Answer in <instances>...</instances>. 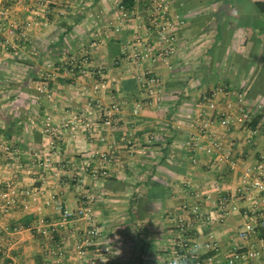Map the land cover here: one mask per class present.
Here are the masks:
<instances>
[{"label":"crops","instance_id":"crops-1","mask_svg":"<svg viewBox=\"0 0 264 264\" xmlns=\"http://www.w3.org/2000/svg\"><path fill=\"white\" fill-rule=\"evenodd\" d=\"M154 1L0 0L14 27L0 35V182L16 189L8 211L0 189V264H169L184 238L200 264H228L236 245L238 264H264V193L243 183L264 161V11L255 0H167L178 18L169 63L123 58L136 37L156 39ZM144 72L160 79L161 100ZM242 106L255 130L237 120ZM200 113L221 150L196 146L208 143L197 138ZM85 205L99 237L79 257L91 223L62 211ZM194 206L205 217L194 220Z\"/></svg>","mask_w":264,"mask_h":264},{"label":"built area","instance_id":"built-area-1","mask_svg":"<svg viewBox=\"0 0 264 264\" xmlns=\"http://www.w3.org/2000/svg\"><path fill=\"white\" fill-rule=\"evenodd\" d=\"M17 3H24L26 0H14ZM157 15H153V19L155 21V29H156V39L154 41L144 40L140 37H136L134 41L131 43L130 48L124 47L122 50L123 58L131 59L133 61L139 62L143 57H152L160 60L164 63H169V58L174 55L178 49V39L177 35L173 33L175 26L178 25V18L177 17H170L169 16V3L167 0H155L154 1ZM6 11L0 8V35L2 32L8 29V32L13 34L14 27H6L4 25ZM11 45V42H9ZM139 80L142 83V86L145 87L149 94L152 95L156 101H159L163 98V89L160 83V79L151 72H144L138 76ZM238 97V102L243 103L244 96L242 93L236 94ZM208 106L210 109H215L216 105L214 101H209ZM113 108L117 109V106H113ZM138 109L136 108L135 111ZM112 112V111H111ZM108 112V116L111 113ZM200 119H198V139L204 137L207 139L208 136V143L201 144L200 140H196V146L200 149L205 150L207 153L216 152L222 149V145L218 137L211 136L208 134V129L211 124V119L209 117L203 116L202 113L199 115ZM220 118L222 124L225 128L230 129L235 119L233 116L229 114L227 111L220 112ZM251 119L250 109L247 107L242 106L240 115L238 116L237 120L241 121H249ZM108 120V119H107ZM74 127H71L73 131ZM59 126L52 125L48 120L45 123L44 131L47 135L53 136L56 135L58 132ZM52 143L54 141L51 140ZM44 168H50L51 162L49 158L42 160L40 163ZM256 174L253 173L252 170H247L244 175V184L249 182L254 189L259 192L264 193V161L261 160L255 167ZM8 189V192L3 195L5 199L4 210L8 211V205L12 203L11 193L15 194L16 189L12 187L10 183L3 184L0 182V189L5 187ZM36 199V197H33ZM220 205L222 210H226V205L229 200V193H223L220 197ZM61 208V207H60ZM62 210V209H61ZM192 214L194 215V220H200L205 217V214L200 211L198 206H194L192 208ZM62 215L65 219H70L73 217H84L87 219L91 224L90 227L86 228L82 233L77 245H76V252L79 257H82L86 254L88 248L95 244L97 238L99 237V229L97 227L96 219L92 214V209L89 205L81 206L77 210L67 211L63 210ZM209 218V217H208ZM180 222L185 221L184 217L179 218ZM253 225L251 223L246 224V227L238 233V238L245 240L249 238L250 234L253 232ZM184 230L188 232V227H184ZM179 247L178 255L180 257L179 261L181 263L175 262L173 259L169 262V264H185L182 261H194V256H189L187 253V245L188 242L186 239H182L181 241H176L175 243ZM264 249V248H263ZM260 251H256L253 253L254 256H257ZM242 258V250L240 245H236L233 250L230 251L228 264H238V262ZM5 264H12L11 261H7ZM195 264H200V262L196 259Z\"/></svg>","mask_w":264,"mask_h":264},{"label":"trees","instance_id":"trees-1","mask_svg":"<svg viewBox=\"0 0 264 264\" xmlns=\"http://www.w3.org/2000/svg\"><path fill=\"white\" fill-rule=\"evenodd\" d=\"M254 2L261 11H264V0H255ZM134 3H135V0H121V2H120V4L122 5V7L125 10L131 9L132 6L134 5ZM256 124H257V121L253 120V117H252L251 121L246 122V125L249 126L250 128H252V130H255ZM186 248H187V253L189 256L190 255L194 256V257L196 256V253L193 254L192 250L189 249L188 245ZM179 252H181V251H179ZM196 259L199 261L201 258L199 257V259H198L195 257V260ZM195 260L194 261L183 260L182 262L185 264H195ZM175 262H177V261H175ZM178 263H181V261H178Z\"/></svg>","mask_w":264,"mask_h":264},{"label":"clouds","instance_id":"clouds-1","mask_svg":"<svg viewBox=\"0 0 264 264\" xmlns=\"http://www.w3.org/2000/svg\"><path fill=\"white\" fill-rule=\"evenodd\" d=\"M118 239H119V237H116V238H115V240H118ZM115 240H110V239H109V241H110L111 244H113V243L115 242ZM104 250H105L106 252H111V251H112L111 248H105ZM192 251H193V254H195L197 250H192ZM119 254H120V252L118 251V252H117V255H119ZM100 264H108V261H107V260H101V261H100Z\"/></svg>","mask_w":264,"mask_h":264},{"label":"rangeland","instance_id":"rangeland-1","mask_svg":"<svg viewBox=\"0 0 264 264\" xmlns=\"http://www.w3.org/2000/svg\"><path fill=\"white\" fill-rule=\"evenodd\" d=\"M168 3H169V1H168Z\"/></svg>","mask_w":264,"mask_h":264}]
</instances>
